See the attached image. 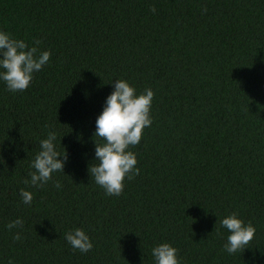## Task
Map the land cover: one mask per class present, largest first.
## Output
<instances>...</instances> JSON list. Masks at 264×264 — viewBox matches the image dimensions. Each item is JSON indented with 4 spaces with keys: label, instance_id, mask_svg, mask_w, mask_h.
<instances>
[{
    "label": "trees",
    "instance_id": "1",
    "mask_svg": "<svg viewBox=\"0 0 264 264\" xmlns=\"http://www.w3.org/2000/svg\"><path fill=\"white\" fill-rule=\"evenodd\" d=\"M0 30L51 51L27 90L0 80V264H155L162 243L181 264H264V0H0ZM118 79L154 91L153 123L130 148L140 174L108 196L89 167ZM49 131L68 160L32 187ZM233 212L257 232L230 255ZM76 228L91 251L65 240Z\"/></svg>",
    "mask_w": 264,
    "mask_h": 264
},
{
    "label": "clouds",
    "instance_id": "2",
    "mask_svg": "<svg viewBox=\"0 0 264 264\" xmlns=\"http://www.w3.org/2000/svg\"><path fill=\"white\" fill-rule=\"evenodd\" d=\"M151 11L155 12V7ZM204 11H207L206 7ZM40 43V40L35 41L37 46ZM37 46L30 47L24 40L0 30V80L10 92L27 90L35 73L50 62L51 51H40ZM112 84L114 91L107 97L103 112L96 120L95 163L90 165L89 173L91 180L103 188L106 195L120 196L125 181L133 180L140 174L137 154L130 148L140 144L144 129L153 123L151 108L155 93L151 88H146L138 94L136 88L124 79L115 80ZM56 140L57 133L49 131L47 138L40 141L41 150L31 164L34 171L28 173L30 179H25V184L42 188L53 180L54 173L64 172L68 154L67 151L63 154L57 151ZM54 186L60 188L61 184L57 180ZM20 195L23 203L30 206L34 194L21 189ZM218 222L230 233L224 244V250L230 255L244 252L257 232L250 221L245 223L235 212ZM23 224V219L17 218L7 228L11 231L23 228ZM64 238L73 250L81 253H87L94 247L89 235L81 228L67 232ZM13 239L20 241L21 234L17 232ZM151 251L155 264H181L179 249L168 243H162ZM8 264H13V261L9 260Z\"/></svg>",
    "mask_w": 264,
    "mask_h": 264
}]
</instances>
